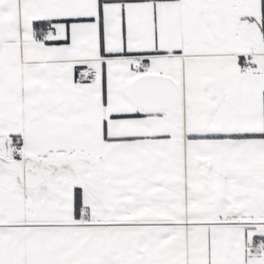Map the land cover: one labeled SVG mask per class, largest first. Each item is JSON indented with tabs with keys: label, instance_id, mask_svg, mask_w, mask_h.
Returning a JSON list of instances; mask_svg holds the SVG:
<instances>
[{
	"label": "snow or ice",
	"instance_id": "6c2138e0",
	"mask_svg": "<svg viewBox=\"0 0 264 264\" xmlns=\"http://www.w3.org/2000/svg\"><path fill=\"white\" fill-rule=\"evenodd\" d=\"M0 264H264V0H0Z\"/></svg>",
	"mask_w": 264,
	"mask_h": 264
}]
</instances>
